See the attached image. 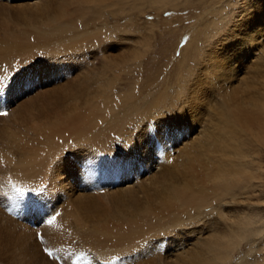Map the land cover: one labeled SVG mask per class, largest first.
<instances>
[{"label":"rangeland","instance_id":"obj_1","mask_svg":"<svg viewBox=\"0 0 264 264\" xmlns=\"http://www.w3.org/2000/svg\"><path fill=\"white\" fill-rule=\"evenodd\" d=\"M35 1L38 0H0V47L7 45L11 49L12 34L17 36L23 32L24 46L39 44L37 48H28L26 54L16 53L0 59V83L7 85L6 82L12 81L9 90L0 84V98L4 95L8 102L7 115H0V264H57L42 253L36 238L39 232L49 245L78 241L76 264H96L97 261L109 264L117 257L121 258L117 259L120 264H172L198 239L200 234L197 238V233L191 235L194 227L159 229L163 219L159 220L160 216L154 213V226L157 225L154 234L139 233L143 237L136 235L137 239L140 237L138 242L131 245L133 248H126L119 239L121 235L132 227L131 222L144 223L140 224L135 216L132 218L129 207L122 209L123 212L120 209L129 204L132 197L140 199L142 196V199L148 188L147 192L153 189L154 177L163 171L171 170L170 174H175L176 182H180L178 176L182 177L189 165V149L202 131H215L220 126H216V117L245 106L246 97H239L242 92L237 99L236 94L234 98L230 94L232 89L226 83L228 64L231 68L237 67L238 77L250 79V89L264 95V36L257 34L254 42L245 46L250 30L236 23L245 0H58L59 3L69 2L70 17L44 28V36L49 33L58 36L43 42L32 33V27L28 28L17 18L18 5L25 7ZM263 32L264 28L259 31L264 35ZM193 65L210 67L211 72L203 73L202 80L189 87L186 75ZM91 117L96 121L90 126ZM39 127L52 130L48 133L51 136L48 141L39 139L34 144ZM154 133L157 147H154ZM27 141L31 145H27ZM197 146L194 144V148ZM199 147L194 152L199 162L190 164L197 169V177H188V181L195 180L194 185L201 179L199 175L202 176L207 161L206 151ZM236 148L237 153L242 150ZM89 155L93 161L104 160L107 155L112 157L103 161H107L105 167L119 165L123 170L120 175L126 181L99 190L96 175L77 168V164L83 163L81 159L90 160ZM155 157H160L162 162L158 163ZM234 162L239 165L236 171L245 169L240 154ZM138 170H143L140 175H136ZM110 171L113 173V169ZM130 175L136 176L128 179ZM37 181H46L45 195L48 191L49 195L54 191V195L43 217H31L37 223L36 229H31L9 217L5 204L6 197L12 196V187L31 188ZM57 212L59 215L49 225L47 220ZM215 215L218 221L219 212ZM259 215L256 219L261 225L259 223L254 230L264 229V213ZM165 218L163 223L168 221L167 215ZM250 219L255 220V217ZM199 224L202 227L203 224ZM90 240L102 243V250L107 252L105 257L87 248ZM251 241L242 243L241 250L232 253L230 262L225 257L216 264H264V243L252 249ZM159 242L167 243L165 251L163 247L162 252L158 249ZM121 244L122 247H118ZM83 250L88 253L84 251L86 257ZM64 258L62 262L68 264Z\"/></svg>","mask_w":264,"mask_h":264},{"label":"bare ground","instance_id":"obj_2","mask_svg":"<svg viewBox=\"0 0 264 264\" xmlns=\"http://www.w3.org/2000/svg\"><path fill=\"white\" fill-rule=\"evenodd\" d=\"M48 1L47 0H40V1L38 0L37 2L35 1V2L29 3V4L25 3L26 4L25 7H22L21 6L22 4L20 5L21 7L18 5V8H20L19 11L17 8H15L18 11L17 18L21 21V23L24 25H27L28 28H29V26L32 27V28H30V29H32V33L37 37L39 36L40 38H38V39L42 40L43 42L47 41L48 39H53L52 37H54L56 35V34L51 33L53 36H50V33L49 34L47 33L48 35L44 36L46 34L45 32H43L44 28L45 29L49 28L48 26H50V25H55V24L57 25L60 23V21L64 20V18H66V19L69 18L70 17L69 13L71 11V10L69 11V9H67L68 6L70 5L69 2L63 3V1H62L61 3H59L58 0H52V1L48 0ZM199 1H202V0H199ZM203 2H205V1H203ZM244 3L245 4L243 5V7L240 11V16H239L240 18L236 21V23L240 24L241 28L246 27L247 30H250L249 31L250 36L247 38L248 41L246 39L247 42L245 43V46H250L252 44V42H254L253 38H255V36H257V34H260L259 35L260 37L264 36L263 34L259 33V31L261 32V29L264 28V0H245ZM59 27H61V26H59ZM64 27H65V25H64ZM66 28H67V25H66ZM52 29H54V28L52 27ZM63 31H64V29H63ZM226 34H227V31H226L225 35ZM16 35L17 36H13V34H12V37H10V38H12L11 39V41H12L11 49L7 45L4 46L2 44L4 47L3 46H1L2 48L0 47L1 48L0 49V59L1 58L3 59V57H6V56L11 55V54L15 55L16 53L17 54H24V53L26 54V51L28 48L36 47L37 45H39L36 43V45H34V46H27V45L24 46V44L26 43L25 33L23 32V33H19ZM230 35H232V37H236V35H234L233 33H231ZM57 36L58 35H56L55 37H57ZM243 39H245V38H243ZM235 40H237V39H235ZM41 46H43V44L40 45L39 47H41ZM31 50H33V49H31ZM230 62H232V61H230ZM226 67L228 68V72H229L228 73V82H226V83H228L230 88L232 89V90H230V94L232 95L233 98H234V95L236 94L235 99H237L236 98L237 95L240 92H242V93H240V96L239 95L238 96L239 97H246L245 101L243 102L245 106H243L242 108H239V109L235 108L236 111L228 112L225 115L222 114L220 117H216V126H218V125H220V126L217 128L215 127L216 128L215 131H211V130H214V129H211V130H209L210 131L209 133L206 130L202 131V133L200 132L201 134L197 138L198 141L194 142L193 144L191 143L193 145L189 149V151L191 153L188 151L190 156H188L189 160L187 162H189L188 163L189 165L186 166L187 168L184 169L183 175H182V177L184 176L185 179L178 176V178L179 179L181 178V179H180V182H176L175 174L174 175L170 174L171 170L163 171L162 174H160V176L158 175V176L154 177L153 189L149 190L148 192H147V190L149 188L146 191L144 190L145 192L143 191L144 192V195L142 198L143 200L141 199L142 196L140 197L141 200L139 198L136 199V198L132 197L130 202L127 201V202H129V204L126 203L124 206H122L121 209L119 208L122 211V209H124V208L127 209L129 207V210L132 211V213H131L132 218H133V216H135V218L137 217L140 220V224L144 223L143 225H146V227H144L143 225H138L137 223L131 222L132 227L129 228L127 230L128 232H126L124 235H121L122 236L121 238H119L120 240H123V242H124L123 245L126 248L131 247V245H133L134 242H138V239L141 237L139 233L145 232L148 234H150V233L154 234V228H156V226H157V225L154 226V213H156L160 216L159 220L163 219L161 221L162 225L157 227L159 229H163V228H165V226L167 228H169L170 226H172V227H174V226H179V227L180 226H191L192 227L193 226L194 232L191 235H194L197 233L195 238H197V236L199 234L202 236L201 238H199L200 237V235H199L198 239L195 242L192 241L193 244H191V247H189L185 251H183L182 254L180 253L179 257H176L173 260L172 264H216L217 262L222 261L225 257H227L228 262H230V259H232V253L236 252V250H238V249L241 250L240 246L246 240L247 241L252 240L250 242L252 245L251 246L252 249L254 248L253 246H255V245L259 246L258 243L259 244L264 243V231H263L264 229H263V227L261 229L257 230V228H256L254 230V228L256 226L258 227L261 225V222L257 220L261 216L259 214L264 213V169H263V166H264V160H263V158H264V155H263L264 154V95L261 94L262 92L260 94H258V92H256L255 89L249 88V86L251 84L250 79L237 76L240 71L237 70L236 66L231 68V66H229V64H228ZM224 71H226V69ZM212 72H213V70H212ZM232 75H233V77H232ZM233 78H235V80H232ZM192 96H194V94ZM202 97H204V96H202ZM58 98L62 99L60 97H58ZM247 98H249V99L247 100ZM192 104H193V102H192ZM239 104H241V103H239ZM155 107H157V106H155ZM239 107H240V105H239ZM91 118H89L91 121L90 120L88 121V124L90 126L94 125V123L96 121L95 118H92V119ZM214 119H215V117H214ZM81 120H82V118H81ZM98 120H100V119H98ZM212 121H214V120H212ZM210 123H211V121H209L208 125H211ZM38 130H39V131H37V132H39L38 137L35 135L36 138L34 137V140H33L34 144L36 141L38 142L39 139L41 141H43V140L48 141L50 136H51L50 134L48 135V133H50L52 130L48 129V131H47L46 129L44 130V128H40V127L38 128ZM94 130H96V129H94ZM42 134H44V137H46L45 139L42 138ZM84 134L88 135L87 133H84ZM236 134L237 135L241 134V135L236 136ZM239 136H242V137H239ZM86 138H90V137H86ZM168 139H170V138H168ZM83 140H85V139H83ZM19 142H20V140H19ZM19 142H18V144H19ZM89 143H91V141ZM26 144L31 145V143L29 141H27ZM194 144H198V146L196 148H194ZM199 145H200V147H199ZM17 146L19 149H21L20 144ZM237 146L242 148V150L241 149L239 150V153H237V149H238V148H236ZM198 147L202 151H206V157L205 158H207V161L205 160L206 163L204 165L205 168L203 167L204 171H202L203 172L202 176L199 175L201 177V179L199 178V180H198L199 182L198 183L195 182V185H194V183H192V182H194L195 180L192 179L191 181L190 180L188 181V177L197 174L196 173L197 169L195 167H193L192 165H196V164H194V161H197V163L199 162L198 155H195V153H194L195 150L198 149ZM23 148H25V146ZM193 148H194V150H193ZM178 151H180V150H178ZM1 154H3V153H1ZM238 154H240L241 159L244 160L245 169L240 168L236 171L235 169L239 165L237 163H235L234 161L235 160L238 161ZM200 156H201V154H199V157ZM0 157H2V156H0ZM191 157H192V159H191ZM183 159H185V158H183ZM195 159H197V160H195ZM190 164H192V165H190ZM31 166H32V164H31ZM163 167H164V165H163ZM7 168H5V169H7ZM33 168L30 169V167H29V170L32 171ZM34 169H36V168H34ZM18 170H17V172H18ZM200 170H201V168H200ZM21 171H22V169H21ZM34 171H36V170H34ZM7 173H8V171H7ZM200 173H201V171H200ZM176 174L178 175V173H176ZM20 175H22V173ZM33 176H35V175H33ZM24 180H26V177ZM124 181H126V180H124ZM177 181H179V180H177ZM255 181H257V182H255ZM181 182H182V185H181ZM145 183H144V185H145ZM145 188H143V189H145ZM125 191H127V190H125ZM48 192H46V195H45V196L48 195V197H45V198L48 199L47 203H52L53 202L52 197L54 195L53 194L54 191H52L50 195L48 194ZM129 197H131V195ZM228 197H230L229 200H227ZM54 201H55V199H54ZM86 201H88V200H86ZM214 201H216L215 202L216 204L211 206L212 202H214ZM117 202H119V201H117ZM73 212L74 211H72V213ZM215 212L216 213L219 212L220 217H219L218 221H216V219H214L216 217V215L214 216ZM75 214H73V215H75ZM87 214H88V212H87ZM164 214L167 215L168 221L163 223V221L167 220L165 218ZM185 215H186V217H184ZM238 215H240V216H238ZM252 216L255 217V220L250 219V217H252ZM73 217H75V216H73ZM90 217H92V214L90 215ZM245 217H247V218H245ZM256 217H257V219H256ZM81 218H78V219L80 220ZM71 220H73V219H71ZM209 220H213L216 222V224H219L221 230H219V231L208 230L204 227V225H202V227H201V225L199 224V223H201V221H203L204 224H207V222ZM124 223H123V225H124ZM259 223H260V225H258ZM85 228H87V227H85ZM52 229L53 228H51L50 231H52ZM186 230H187V228H186ZM192 230H190V231L192 232ZM254 232H257V233L254 234ZM180 233H181V231H179L178 234H180ZM94 234H96V232ZM138 234L140 237L137 239ZM163 234H165L164 231H163ZM182 234H184V233H182ZM156 235H158V234H155V236ZM188 235H190V234H188ZM151 237L152 236L150 235V238ZM188 237H190V236H188ZM191 237H193V236H191ZM116 238H118V237H116ZM195 238H193V239L195 240ZM236 240L238 242H235ZM172 242H174V241H172ZM189 242L192 243L191 241H189ZM116 243H118V242H116ZM101 244L102 243H100L99 241L90 240L88 245H87L88 246L87 248H89V250H93L95 252V254H97L98 256H100V257L104 256L105 257L107 252L106 251L104 252V250H102ZM169 246H170V244H169ZM179 246H181V245H179ZM118 247H122V244H121V246H118ZM174 247H175V245H174ZM131 248H133V247H131ZM179 248H177V249H179ZM228 255H230V256H228ZM111 256H113V255H111ZM139 256H141V255H139ZM91 257H92V255H91ZM129 260H130V258H129ZM119 261H117V259L116 260L114 259L109 264H120ZM48 264H50V263H48Z\"/></svg>","mask_w":264,"mask_h":264},{"label":"snow or ice","instance_id":"obj_3","mask_svg":"<svg viewBox=\"0 0 264 264\" xmlns=\"http://www.w3.org/2000/svg\"><path fill=\"white\" fill-rule=\"evenodd\" d=\"M205 72H211V68L210 67L193 65L192 70L186 75V83L188 84V86L189 87H193L198 81L202 80V78H203L202 74L205 73ZM0 115H7V111L0 112ZM57 215H59V213L53 214L52 217L47 220V223L49 225L54 223ZM41 222H43V221H41ZM201 223L208 230H213V231L221 230L220 229V225L216 224V222L213 221V220H209L207 222V224H204L203 221H201ZM188 230H190V229H188ZM44 251L46 252V254L49 257L52 256V252L49 251L48 249H45ZM117 259H121V258L117 257ZM97 264H99V261H97Z\"/></svg>","mask_w":264,"mask_h":264}]
</instances>
